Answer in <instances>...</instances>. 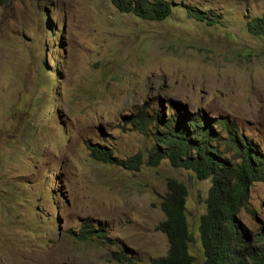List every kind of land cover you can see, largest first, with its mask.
Wrapping results in <instances>:
<instances>
[{
    "label": "rangeland",
    "instance_id": "374dc122",
    "mask_svg": "<svg viewBox=\"0 0 264 264\" xmlns=\"http://www.w3.org/2000/svg\"><path fill=\"white\" fill-rule=\"evenodd\" d=\"M165 1L171 16L151 22L113 0H0V264H153L169 250L157 228L170 180L188 190L190 250L204 264L211 179L167 158L152 166L162 131L135 122L181 104L214 121L229 161L239 163L232 139L264 157V37L247 28L264 0ZM88 142L118 163L94 160ZM139 154V171L123 165ZM237 215L253 234L264 228V182ZM88 224L109 240H77Z\"/></svg>",
    "mask_w": 264,
    "mask_h": 264
},
{
    "label": "trees",
    "instance_id": "16d2710c",
    "mask_svg": "<svg viewBox=\"0 0 264 264\" xmlns=\"http://www.w3.org/2000/svg\"><path fill=\"white\" fill-rule=\"evenodd\" d=\"M113 4L120 13L133 14L151 22L165 21L172 14V6L165 0H113ZM187 9L191 18L207 24L220 19L214 11L206 13L191 7ZM247 28L250 34L264 37V18L250 20ZM171 109L176 114H169L166 120L156 113L152 117H139L135 126L146 133L150 124H155L162 131L158 133V146L151 155L152 166H158L167 158L174 168L194 172L198 180L211 179L207 211L199 225L204 264H264V228L253 234L237 218L238 210L249 200L252 185L264 182V157L254 144L232 139L239 163H231L219 149L221 138L213 129L214 121L201 114H190L179 104ZM216 124L227 126L228 122L216 120ZM88 147L94 160L118 163L113 152L106 147L90 142ZM143 163L139 154L123 165L139 171ZM167 186L168 193L161 203L166 219L157 230L166 235L169 250L164 258L153 264H196L190 250L194 237L187 217L188 190L176 180L168 181ZM73 236L82 242L91 238L109 240L105 230L96 231L89 224ZM127 262L131 259L127 258Z\"/></svg>",
    "mask_w": 264,
    "mask_h": 264
},
{
    "label": "clouds",
    "instance_id": "9594fccd",
    "mask_svg": "<svg viewBox=\"0 0 264 264\" xmlns=\"http://www.w3.org/2000/svg\"><path fill=\"white\" fill-rule=\"evenodd\" d=\"M179 105H181V104H179ZM175 109V108H174ZM186 109V108H185ZM169 117V116H168ZM151 125V124H150ZM153 125H155V124H153ZM231 163H233V162H231ZM208 180V179H207ZM212 183V182H211ZM257 183V182H256ZM253 186V185H252ZM251 189V188H250ZM249 197H250V192H249ZM239 211V210H238ZM237 217H238V215H237Z\"/></svg>",
    "mask_w": 264,
    "mask_h": 264
}]
</instances>
